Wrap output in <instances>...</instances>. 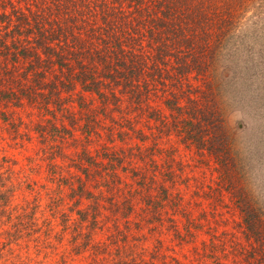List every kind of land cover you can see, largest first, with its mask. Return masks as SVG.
<instances>
[{
  "label": "trees",
  "instance_id": "obj_1",
  "mask_svg": "<svg viewBox=\"0 0 264 264\" xmlns=\"http://www.w3.org/2000/svg\"><path fill=\"white\" fill-rule=\"evenodd\" d=\"M252 1L0 0L9 241L47 212L60 232L71 228V251L86 263L264 264V198L235 164L220 90L248 61L235 52H249ZM208 160L213 175H195ZM40 172V181L24 176ZM223 192L240 236L218 230ZM115 214L125 218L119 238L109 233ZM166 237L186 251L167 256Z\"/></svg>",
  "mask_w": 264,
  "mask_h": 264
},
{
  "label": "rangeland",
  "instance_id": "obj_2",
  "mask_svg": "<svg viewBox=\"0 0 264 264\" xmlns=\"http://www.w3.org/2000/svg\"><path fill=\"white\" fill-rule=\"evenodd\" d=\"M251 5L252 9L246 14L245 25L242 28L249 52H246L244 46V50L238 47L235 52L240 59L247 58L248 61L243 65H240L239 61L236 62L235 68H233L235 74L229 77L231 80L220 90L224 96L223 99L228 100L225 106L226 112L230 113L227 129L235 164L241 170L240 175L245 178L244 182H247L251 188L253 187V195L261 200L264 198V0H253ZM239 41L242 42V40ZM224 74L226 75V72ZM6 154L10 155L11 152L8 150ZM15 157L19 158L20 156L15 154ZM206 164L198 166L194 170V174L198 176L205 171L206 178L213 175L211 170L213 163L208 160ZM21 167L16 165L14 169ZM24 176L28 180L31 178L40 181L42 172L34 176L25 173ZM221 204L224 205L221 206ZM40 205L43 206L44 202L40 201ZM213 214L214 218L218 220V224L220 220L218 230H233L240 236L235 224L237 214L229 204L226 193L223 192L221 203ZM34 216L35 219L31 223L36 222L35 231L26 235L27 230L23 228L16 241H9L7 237L9 227L6 224L0 227V264H98L86 263L89 259H82L85 256L83 253L73 254L71 248L76 246L79 239L73 243L70 241L71 228L60 232L61 225L58 224V219L50 217L47 212L42 214L37 212ZM134 217L129 215L128 219L133 220ZM114 219L118 231L112 229L109 233L113 234L111 236L119 238V232L126 231L125 218L115 214ZM166 234L169 235V232ZM96 236L94 239L100 240L101 232L96 233ZM155 238L156 235L147 238L139 246L148 250ZM165 244L169 248L164 250L167 256L181 255L186 251L183 249L177 253L175 250H171L167 237ZM115 246L112 244L111 248L109 247V255ZM103 254L105 255L104 252ZM121 258L129 259L125 256V252L122 253ZM103 262L105 263L104 257ZM155 264L159 263L155 262Z\"/></svg>",
  "mask_w": 264,
  "mask_h": 264
}]
</instances>
